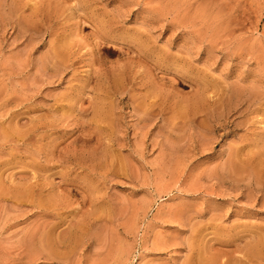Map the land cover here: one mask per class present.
<instances>
[{"label": "rangeland", "instance_id": "374dc122", "mask_svg": "<svg viewBox=\"0 0 264 264\" xmlns=\"http://www.w3.org/2000/svg\"><path fill=\"white\" fill-rule=\"evenodd\" d=\"M0 264H264V0H0Z\"/></svg>", "mask_w": 264, "mask_h": 264}, {"label": "bare ground", "instance_id": "6f19581e", "mask_svg": "<svg viewBox=\"0 0 264 264\" xmlns=\"http://www.w3.org/2000/svg\"><path fill=\"white\" fill-rule=\"evenodd\" d=\"M153 4V3H152ZM164 4V3H163ZM177 12V11H176ZM202 12V11H201ZM144 13V12H143ZM199 13V12H198ZM157 24V23H156ZM134 26V25H133ZM136 26V25H135ZM25 29V28H24ZM26 30V29H25ZM156 30V29H155ZM197 30V29H196ZM196 30H194V31H196ZM159 32V31H158ZM149 34V33H148ZM144 45V44H143ZM118 47V46H117ZM142 47V46H141ZM54 57V56H53ZM53 60H55V59H53ZM55 63V62H54ZM250 84V83H249ZM236 85V84H235ZM257 88V87H256Z\"/></svg>", "mask_w": 264, "mask_h": 264}]
</instances>
